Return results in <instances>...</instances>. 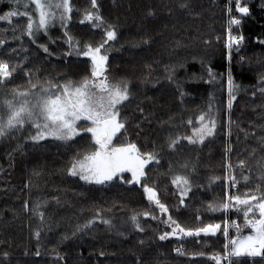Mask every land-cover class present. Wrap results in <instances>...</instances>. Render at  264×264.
Here are the masks:
<instances>
[{"label":"trees","instance_id":"obj_1","mask_svg":"<svg viewBox=\"0 0 264 264\" xmlns=\"http://www.w3.org/2000/svg\"><path fill=\"white\" fill-rule=\"evenodd\" d=\"M97 2L106 21L104 27L111 24L117 31V40L110 42L108 52L115 65L113 76L127 80L131 91L121 109L122 116L127 117V131L118 135L114 144L130 140L142 152L158 154L159 163L154 161L146 168L147 183L158 189L161 201L182 226H201L196 219L197 210L204 223H222L225 219L222 214H211L206 209L208 203L221 200L228 193L225 179L228 164L233 166L242 194L259 182L256 179L258 163H264L261 144L264 107L260 106L264 104V97L253 87L264 76V44L261 43L264 41V8L261 7L264 0H240L249 7L248 16L237 13L234 0L231 3V15L241 20L240 25H232V33L243 35L245 39L238 47L233 46L229 62L228 0ZM72 3L74 12L68 28H61L50 37L38 36L35 44L27 37H22V41L14 40L10 26L0 22V32L9 29L3 33L7 43L0 47V59L22 65L8 87L22 84L27 87L25 71H30L33 78L38 74L41 79L57 82L78 81L90 73L87 58L75 53L66 55L70 49L64 32L67 30L83 48L87 43L99 44L103 28L93 29L90 24L80 23L84 10L90 9V0H72ZM182 3L187 7L181 8ZM12 5L2 4L0 13L15 9ZM19 11H24L23 7ZM13 23L22 26L25 20L17 17ZM145 40L148 42L144 43ZM40 44L47 46L51 55L45 53ZM13 48L17 52L13 53ZM148 66H151L150 75ZM39 67L42 71L37 73ZM208 69L215 75L211 83ZM228 71L234 83L241 86L230 113L227 110ZM169 75L173 77L171 80L167 79ZM209 103L214 112L219 110L215 134L203 144H190L181 139L174 149L169 148V137L192 134L188 119L198 126L196 118L201 111H207ZM245 133L254 135L246 137ZM28 136L16 138L13 133L0 139V253H10L9 260L0 264H212L206 257L180 256L175 249L183 246L189 254L222 252L226 243L222 233L211 238L202 236L181 241L171 237L160 241L159 235L170 228L160 219L142 216L140 222L144 231L137 232L129 216L133 212L152 211L140 185L119 180L104 185L85 184L69 176L67 168L71 159L78 151L83 153L90 147V141L86 142L83 136L65 144L52 140L37 144ZM240 160L246 162L244 175L252 177L247 185L237 166ZM185 162L189 164L188 169L181 168ZM36 172L40 175H34ZM175 175H188L192 181V189L185 198L186 206L180 205L179 191L171 184ZM125 177L130 178V173H125ZM215 177L219 179L214 180ZM37 200L44 205L41 208L45 213L43 224L31 210ZM25 201L29 203L28 210L23 207ZM95 207L111 209L103 215L112 219L113 226L97 220L73 236L75 226L90 219ZM153 214L160 216L158 211ZM232 217L241 226L244 224L242 215L233 211ZM37 229L41 231L39 240L35 237ZM246 231L244 228L243 232ZM65 235L68 239L61 243ZM54 249L60 258L56 257ZM38 250L39 256L36 255ZM246 259L248 264H253L251 258ZM256 261L264 264L260 258Z\"/></svg>","mask_w":264,"mask_h":264},{"label":"snow or ice","instance_id":"obj_2","mask_svg":"<svg viewBox=\"0 0 264 264\" xmlns=\"http://www.w3.org/2000/svg\"><path fill=\"white\" fill-rule=\"evenodd\" d=\"M12 2L16 4V8L0 15V22H6L10 26L14 40L22 41V37H27L33 44L37 43L38 35L41 33L47 35L50 28L57 23L62 28L67 29L74 12L72 0H12ZM232 2L233 0H228L227 6L230 18L226 46L229 50L233 46L238 47L245 39L243 35L233 36L231 34V26L241 24L240 19L231 15ZM234 2L237 13L243 16L250 14L247 5L242 4L240 0H234ZM21 6L24 8L22 12L19 11ZM180 7L185 8L187 5L182 3ZM261 7L264 8V4ZM14 17L24 18L25 23L22 26L14 24ZM80 23L90 24L93 29L103 28V38L99 44L87 43L81 48L78 40H74L67 30L64 32L65 43L70 49L66 55L71 56L75 53L90 60V73L80 78L79 81L72 79H66L63 82L51 79L41 80L38 74L33 78L30 71H25L27 87H8L15 75H18V70L22 69V65L19 63L13 65L8 60L0 59V139L8 138L13 133L23 132L26 129L35 130V134L30 133L28 139L37 144L49 138L68 143L77 137H81L82 134H90L89 149L83 153L79 151L76 153L69 162L67 174L78 177L85 184L104 185L119 180L125 184L140 185L147 202L152 206V211L133 212L129 216L128 219L137 232L144 231L140 222L142 216L152 220L160 219L163 224L170 228V231H164L159 235L160 241L168 240L171 237L181 241L185 238L199 239L202 236L211 238L222 233L226 240L222 252H214L209 255L204 251H199L189 254L183 246L177 247L175 251L180 256L189 255L192 259L206 257L212 264H248L246 258H251L253 264H257L256 258L264 261V163H258L259 173L256 179L259 182L254 188L247 189L242 194L237 187L240 181L233 172V166L229 163L225 178L229 193H226L223 199L214 200L207 205L206 211L211 214L220 213L227 217L234 211L237 215H242L244 220L242 226L235 220L227 218L223 219L222 223H204L201 220L199 210H197L196 219L201 222V226L195 228L182 226L178 220L173 218L169 207L161 201L158 189L147 183L148 172L146 168L154 161L159 163L158 154L155 151L142 152L140 147L130 140L119 145L114 144L118 135L127 131V117L121 116V109L131 96L127 80L114 82L107 75L110 42L117 40L115 26L109 24L104 27L106 21L100 13L97 0H90V9L84 10L83 19L80 20ZM8 30L4 29L3 32H0V47H4L7 43V38L3 33ZM147 42V40L144 41V43ZM261 43L264 44V41ZM38 46L45 53L51 55L47 46L43 44ZM22 50L26 51L23 48ZM11 51L15 53L17 49L13 48ZM148 67L150 75L151 66ZM208 75L210 77L209 83H211L215 79L211 69H208ZM172 78L171 75L167 77L169 80ZM227 83V110L230 113L241 86L234 83L231 72L228 74ZM253 87L260 93L261 97H264V76H261L258 84ZM256 91H253V95H256ZM260 106L264 107V104ZM218 114L219 110L214 112L213 105L209 103L207 111H201L196 118V125L198 126L193 125L191 118L188 119L187 124L192 126V134L184 137H169L168 147L174 149L181 139H186L190 144H203L206 138L215 134L218 126ZM231 124L232 121L229 116V136L231 135ZM248 135H254V133H245L246 137ZM261 144L264 146V137L261 138ZM228 151H231L230 147ZM237 166L241 169V177L247 185L251 182L252 177L251 175H244L243 170L246 167V162L240 160ZM181 168L188 169L189 164L185 162ZM194 170L193 167L192 171ZM125 173H130L131 177L126 178ZM249 173H251V169H249ZM34 175L39 176L40 173L36 172ZM218 179L219 177L214 178V180ZM171 184L176 186L179 191L180 205L186 206L185 198L192 189V181L189 176L175 175ZM231 190H235V192ZM43 206L39 200L31 206L32 212L37 215L42 224L45 219V213L41 211ZM23 207L28 210L29 203L25 201ZM105 211H111V209L95 207L92 217L84 224H77L72 235L88 229L97 220L112 227V219L105 218L103 215ZM156 211L159 212V217L153 214ZM165 216L166 219H162ZM233 228L237 233L234 238L230 237V230ZM244 228L250 229L248 235H243ZM40 236L41 231L37 229L35 231L37 240ZM67 239L68 236L65 235L60 242L62 243ZM53 251L56 257L60 258L59 253L55 249ZM36 255H40L39 250ZM9 258V252L0 253V261H8Z\"/></svg>","mask_w":264,"mask_h":264},{"label":"rangeland","instance_id":"obj_3","mask_svg":"<svg viewBox=\"0 0 264 264\" xmlns=\"http://www.w3.org/2000/svg\"><path fill=\"white\" fill-rule=\"evenodd\" d=\"M2 4L3 5H9V4H13L12 6H15L16 7V4L14 3V2H12V0H3V3H2V0H0V6H2ZM21 8H22V6H21ZM24 9V8H23ZM8 11H10V10H8ZM8 11H5V12H2V13H0V15H4L5 13H7ZM14 18H17V17H14ZM13 18V19H14ZM91 26V25H90ZM62 27L60 26V24L59 23H57L54 27H52V28H50V30H49V32H48V34L47 35H44V34H40V35H38V36H42V37H50V36H53L55 33H57V31L59 30V29H61ZM228 25H227V27H226V34L228 33ZM81 57H84V56H82V55H80ZM84 58H87V57H84ZM88 59V58H87ZM88 63H89V71H90V60L88 59ZM38 70H37V73H39L40 71H42V69L39 67V68H37ZM107 69H108V71H107V75L109 76V78L112 80V81H120V80H118V79H116L113 75L116 73L115 72V65H114V62L111 60V59H109L108 60V64H107ZM229 72L230 71H228V74H229ZM228 74H227V79H228ZM41 80H46L45 78H42ZM64 80H62V81H60V82H63ZM79 81V80H78ZM228 84V83H227ZM20 87H26V85L25 84H22ZM227 91H228V89H227ZM121 116H122V114H121ZM123 117V116H122ZM30 133H32L33 135L35 134V130L34 129H26V130H24L23 132H15V137L17 138V137H20V136H26V135H28V134H30ZM81 136H83L84 137V140L86 141V142H88V140L90 141V134H87V135H85V134H82ZM78 138V137H77ZM30 140V139H29ZM47 140H52V141H56V140H53V139H51V138H49V139H47ZM31 141V140H30ZM43 141H46V140H43ZM43 141H40L39 143H41V142H43ZM57 142H61V144H65L64 142H62V141H57ZM130 176H131V174H130ZM76 178H78V177H76ZM246 232H243V235H248L249 234V232H250V229H247L246 228ZM236 230L235 231H233V233H232V235H231V237L232 238H234L235 236H236Z\"/></svg>","mask_w":264,"mask_h":264},{"label":"built area","instance_id":"obj_4","mask_svg":"<svg viewBox=\"0 0 264 264\" xmlns=\"http://www.w3.org/2000/svg\"><path fill=\"white\" fill-rule=\"evenodd\" d=\"M228 33H227V41H228V36H229V24H228ZM231 30H232V26H231ZM231 34L233 35V36H237V35H234L233 33H232V31H231ZM233 49V48H232ZM232 49L231 50H229L228 49V53H230V55H231V51H232ZM229 61H230V59H229ZM228 61V62H229ZM232 192H233V190H231ZM227 192L229 193V189L227 190ZM225 218H227V219H229V220H235L233 217H232V212L227 216V217H225ZM236 221V220H235ZM237 222V221H236ZM238 223V222H237ZM235 228H233V229H231L230 230V237H231V233H232V231L234 230Z\"/></svg>","mask_w":264,"mask_h":264}]
</instances>
